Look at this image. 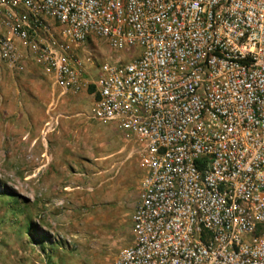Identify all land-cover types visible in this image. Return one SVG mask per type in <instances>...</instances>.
Instances as JSON below:
<instances>
[{
	"label": "built area",
	"instance_id": "1",
	"mask_svg": "<svg viewBox=\"0 0 264 264\" xmlns=\"http://www.w3.org/2000/svg\"><path fill=\"white\" fill-rule=\"evenodd\" d=\"M25 65L139 154L112 264H264V0H0V66Z\"/></svg>",
	"mask_w": 264,
	"mask_h": 264
},
{
	"label": "rangeland",
	"instance_id": "2",
	"mask_svg": "<svg viewBox=\"0 0 264 264\" xmlns=\"http://www.w3.org/2000/svg\"><path fill=\"white\" fill-rule=\"evenodd\" d=\"M87 48L97 61L130 57L110 52L99 40ZM36 72L44 87L37 96L28 88L30 78L6 80L9 87L10 80L26 87L27 95L5 96L19 104L26 124L16 120L11 127V117L0 119V264H112L131 241L139 154L112 124L89 118L90 88L60 94ZM5 97L0 103H7ZM27 98L37 104L34 122L20 105ZM40 233L45 241L33 244Z\"/></svg>",
	"mask_w": 264,
	"mask_h": 264
},
{
	"label": "crops",
	"instance_id": "3",
	"mask_svg": "<svg viewBox=\"0 0 264 264\" xmlns=\"http://www.w3.org/2000/svg\"><path fill=\"white\" fill-rule=\"evenodd\" d=\"M12 75H16L17 77H19L21 79L30 78L32 80V82H31V84L29 85L28 88H30V90L34 91V93H35L36 96L39 95L42 92V89L44 88L43 85H42L43 82L37 78L39 75L37 74L36 69L34 70L33 68L30 67V65H25L18 72H16V71H9L4 66H0V102H2L3 98L8 93L11 94L12 97L13 96H16V95H19V96H22V97L23 96L26 97V95H27L25 93L26 92L25 91L26 90V87H23V88H21L19 86L16 87V86H14V82H12V80H10L11 87H9L6 84L7 83L6 80L11 79L12 78ZM23 86H25V85H23ZM17 89H20V91H19L20 93H18V90ZM5 99L7 100L6 101L7 103H0V119L2 117H11L12 118L11 119V124H9V125H11V127L14 126V123L15 122H17L16 120H19L21 124H26V123L23 122L24 116H21L20 115L21 112L19 110H20L21 107H19V104L13 105L11 103V100L8 99V97H5ZM40 100H42V98H40ZM23 102L20 105H23L24 104V107H23L24 108L23 109L24 112L26 113V115L27 114H30L31 115V120L30 121L31 122H34L33 121V118H35L34 117V113H35L34 111L38 112L37 104L36 103L33 104L31 98H27V100H24L23 99ZM33 105H34V107H33ZM6 124H7V122H6ZM61 126H62V128H65L66 127L64 125H61ZM34 128L37 129V125H34ZM69 150H70V148H69ZM59 151H61V148L58 146L55 149V152H59ZM67 158H69V160L72 159V158H70L68 156H67ZM70 165H71L70 162H68V163H66L65 166L67 168H69L68 166H70ZM68 173H70V172H68Z\"/></svg>",
	"mask_w": 264,
	"mask_h": 264
},
{
	"label": "trees",
	"instance_id": "4",
	"mask_svg": "<svg viewBox=\"0 0 264 264\" xmlns=\"http://www.w3.org/2000/svg\"><path fill=\"white\" fill-rule=\"evenodd\" d=\"M28 233H29V231H28ZM45 236L43 235V233H40V235H39V237L37 238V240L36 239H33L32 241H33V244H40L39 242H44L45 240ZM34 240H36V241H34Z\"/></svg>",
	"mask_w": 264,
	"mask_h": 264
}]
</instances>
